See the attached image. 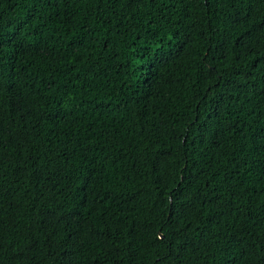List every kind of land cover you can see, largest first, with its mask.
Instances as JSON below:
<instances>
[{"label":"trees","instance_id":"1","mask_svg":"<svg viewBox=\"0 0 264 264\" xmlns=\"http://www.w3.org/2000/svg\"><path fill=\"white\" fill-rule=\"evenodd\" d=\"M0 264H264V0H0Z\"/></svg>","mask_w":264,"mask_h":264}]
</instances>
